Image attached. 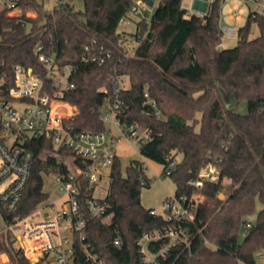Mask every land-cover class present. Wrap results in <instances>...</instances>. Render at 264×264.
Returning a JSON list of instances; mask_svg holds the SVG:
<instances>
[{"label": "trees", "instance_id": "trees-1", "mask_svg": "<svg viewBox=\"0 0 264 264\" xmlns=\"http://www.w3.org/2000/svg\"><path fill=\"white\" fill-rule=\"evenodd\" d=\"M133 2L85 0L84 10L76 11L64 1L49 12L42 0H17L20 14H10L6 6L0 11L1 97L8 98L15 84V64L45 75L46 67L36 54L43 43L60 67L73 65L68 80L75 86L63 95L76 111L69 123L79 131H100L105 128L102 107L115 99L112 78L127 76L129 86L119 95L122 119L151 131L150 139L140 144V154L164 165L180 153L170 175L176 194L203 195L192 219L152 214V207L146 208L141 199L143 187L152 183L146 167L135 159L124 173L117 155L106 195L105 217L111 218H89L85 239L75 240L74 255L80 264H93L83 249L88 243L105 256L106 264H144L137 244L143 233L181 225L189 231V243L170 247L160 264H257L256 254L264 248V13L249 11L238 27L237 44L223 48L222 0H211L203 15L188 13L182 0H159L149 23L140 20L138 30L128 33L136 42L128 55L125 41L130 35L121 36L118 26ZM29 11L37 15L29 16ZM253 24L259 35L250 38ZM93 39L112 53L103 64L81 60L84 46ZM46 84L52 90L53 81ZM145 92L155 99V106ZM242 101L246 113L237 111ZM26 146L34 153L31 177L16 212L0 205L6 222L49 199L44 189L49 165L67 172L64 158L69 150H57L42 136L31 137ZM210 163L218 170L217 180H205L201 188L188 183ZM257 200L262 207L253 222L249 216L256 212ZM117 236L120 244L114 243ZM168 240H153L148 248L155 253ZM16 241L14 230L0 233V253L5 252L11 263L46 264L26 257Z\"/></svg>", "mask_w": 264, "mask_h": 264}, {"label": "built area", "instance_id": "built-area-1", "mask_svg": "<svg viewBox=\"0 0 264 264\" xmlns=\"http://www.w3.org/2000/svg\"><path fill=\"white\" fill-rule=\"evenodd\" d=\"M64 1L67 0H55L49 12L59 8ZM228 1L222 0L223 4ZM249 1L264 8V0ZM5 6L11 12H22L17 0H6ZM154 8L155 6L148 7V0H134L131 6L135 13L144 16L147 23L150 21L147 20V12L150 10L153 13ZM208 10L202 12L191 9L189 13L203 15ZM228 14L232 19H237L243 14V10L238 5L231 6ZM120 24L129 25L130 18L123 17ZM221 30L227 37L238 35V27L234 25L221 23ZM125 34H128L125 30L120 32L121 36ZM36 54L46 67L45 75L22 64H15V84L10 88L8 98L0 96V186H4L0 191V205L8 212H16L19 208L34 163V153L26 146L33 136L52 140L57 150L65 148L70 151V155L64 159L67 172H58L56 176L59 198L48 199L29 214L15 217L7 222L0 233L8 229L14 230L16 239L19 235V246L24 255L32 261L33 258L47 261L53 257L54 261H49L50 264H71L70 259L75 257L74 264H80L74 255L75 240L83 242L85 239L89 218L105 217L108 212L106 196H97L95 189L103 176L110 179V170L117 156L116 142L125 137L135 139L140 144L146 143L151 137V131L123 121L119 95L122 89L129 86L125 82L128 77L123 75L112 78L115 99L108 102L107 110L101 114L105 128L100 131L76 130L69 123L76 112L75 107L63 98L65 90L75 86L68 80L73 65L60 67L56 55L46 51L43 43L37 45ZM111 55V51L105 50L103 45L97 44L93 39L84 46L81 60L103 64ZM48 79L53 81V87H50L52 90L46 84ZM145 96L148 102L156 105L149 92H145ZM156 113L159 114V111ZM178 162V157L169 158L163 165L164 172L171 175ZM218 177L217 168L210 163L201 169L197 178L190 179L188 183L201 188L205 180H217ZM202 200L203 195L194 192L191 195H169L163 201V215L169 220L192 219L195 204ZM151 213L159 212L152 208ZM246 226L250 227L251 223ZM18 228L19 232L16 230ZM162 237H168V242L159 251L151 252L149 242ZM189 237V231L181 225L145 231L137 240L142 262L160 264V257L165 258L170 247L188 244ZM114 243L120 244L119 236L114 239ZM83 249L86 259L91 263L106 264L105 256L96 252L90 244L83 243ZM258 255L264 262V248Z\"/></svg>", "mask_w": 264, "mask_h": 264}, {"label": "rangeland", "instance_id": "rangeland-1", "mask_svg": "<svg viewBox=\"0 0 264 264\" xmlns=\"http://www.w3.org/2000/svg\"><path fill=\"white\" fill-rule=\"evenodd\" d=\"M44 4V10L49 11L53 8L55 0H42ZM74 10L76 11H83L85 8V0H67ZM153 3L158 4L159 0H152ZM151 1V2H152ZM193 1L194 0H182V5L188 10V13L190 10L193 8ZM211 1V0H207ZM5 2L6 0H0V8L5 7ZM150 2V5L153 3ZM148 4V7L150 6ZM235 5H238L242 10L243 14V20L242 21H230V23L235 24L236 27H239L244 20L246 19V16L249 11H254V10H260L263 11L264 13V8L259 6L256 2L254 1H249V0H229L226 3L227 6H232L234 7ZM225 7V9H226ZM223 8V7H222ZM11 14L18 13L17 11H12L10 12ZM20 14V12H19ZM152 12L149 10L147 12V20L150 19ZM228 14V13H227ZM29 16H36L37 14L29 11L28 12ZM128 18H130V24L127 26H124L120 24L118 26V32H121L123 30H132V28L135 26V24L143 20L144 16L138 13H135L132 9L128 13ZM133 33V32H132ZM130 38L125 41L126 46L128 47V55L133 54L134 52V46H136L135 42V37L131 34ZM259 35V28L256 24H253L252 30L250 33V38L255 37ZM238 42V36L235 37H227L224 36L222 37V43L225 48L233 47L237 44ZM223 47V48H224ZM127 85H129V82L126 80L125 81ZM224 97L226 98V95L224 93ZM227 101V98H226ZM107 110V104H104L102 107V111L105 112ZM237 111L241 113H246L247 112V104L246 101H242L238 107ZM109 128V126H107ZM116 131V129H115ZM116 149L119 154L121 166H122V171L125 173L126 166L129 165L133 160H139L143 163V165L146 167V174L148 177L152 179V183L149 187H143L142 193H141V199L142 203L146 208H155L160 214H164V206H163V201L166 197L169 195H175L176 193V184L172 178V176L166 174L163 170V165L161 163L155 162L154 160H151L147 157H144L140 154L139 152V147L140 143L136 141L135 139H127L125 137H122L119 141L116 142ZM50 155H54V153H49ZM59 156V155H58ZM61 157V156H60ZM177 157L180 158L181 154H177ZM65 159V158H64ZM58 171L53 168L52 165H49L47 167V170L44 172V189L49 193L50 197L52 199H57L60 197V191L58 187V182L56 179ZM109 179H107L105 176H103L99 182L96 185L95 189V194L97 196H106L109 190ZM3 185L0 186V191L3 189ZM195 194H200L197 191H194ZM224 198V196L222 197ZM262 207V204L260 203L259 200H257L256 203V212L253 213L252 215L249 216V219L251 221H255L257 217V212L258 210ZM111 216L105 217V221H109ZM7 225L6 220L4 219L2 213L0 212V230L4 229ZM17 232L20 231V229H16ZM69 234V231L67 232ZM18 235V234H17ZM19 235L17 237L16 245H19ZM5 256V260L3 261L2 257ZM256 260L259 263L260 256L256 254ZM33 261H37L36 258H33ZM49 261H54V258L51 257L49 258L45 263L50 264ZM261 264H264L263 260L261 259ZM0 264H13L10 262L7 254L5 252L0 253Z\"/></svg>", "mask_w": 264, "mask_h": 264}, {"label": "crops", "instance_id": "crops-1", "mask_svg": "<svg viewBox=\"0 0 264 264\" xmlns=\"http://www.w3.org/2000/svg\"><path fill=\"white\" fill-rule=\"evenodd\" d=\"M151 1H152V0H149V1H148V4H149V5H150V2H151ZM207 2L209 3V6H207ZM151 3H153V1H152ZM210 3H211V1L209 2V1H207V0H204V2L201 1V0H194V1H193V8H192V9H196V10H199V11L204 12V11L210 9ZM156 5H157V4L153 3V5L151 4L150 6L153 7V6H156ZM222 7H223V8H222V10H221V23L228 24V25H234V26H235V24L230 23V21H237V22H239V21H242V20H243V16H240V17L237 18V19H232V18L230 17V15L227 14V13H228V9H230L231 6H227V7H226V3L223 4V2H222ZM225 7H226V9H225ZM3 8H4V7H3ZM3 8H0V11H1ZM259 11H261V10H259ZM261 12H263V11H261ZM137 30H138V24L136 23L135 26L132 28V30H127L126 32H127V33H132V32H136ZM124 36H126V34H125ZM220 47H224V45H223L222 42H221V44H220ZM117 155L119 156L118 152H117ZM49 200H52V198H51L50 196H49ZM150 208H151V207H150ZM3 257H5V256H3ZM260 262H261V258H260V260H259V263L257 262V264H261ZM240 264H246V263L241 262Z\"/></svg>", "mask_w": 264, "mask_h": 264}, {"label": "water", "instance_id": "water-1", "mask_svg": "<svg viewBox=\"0 0 264 264\" xmlns=\"http://www.w3.org/2000/svg\"><path fill=\"white\" fill-rule=\"evenodd\" d=\"M223 196H224V194L221 193V194H220V197L222 198ZM74 260H75V257H72V258L70 259V263H71V264H74Z\"/></svg>", "mask_w": 264, "mask_h": 264}]
</instances>
